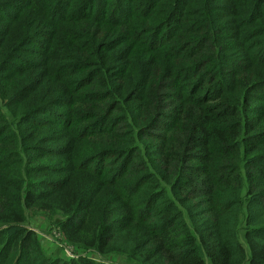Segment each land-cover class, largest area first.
<instances>
[{
    "label": "trees",
    "instance_id": "trees-1",
    "mask_svg": "<svg viewBox=\"0 0 264 264\" xmlns=\"http://www.w3.org/2000/svg\"><path fill=\"white\" fill-rule=\"evenodd\" d=\"M32 207L133 264H264V0H0V264L49 263Z\"/></svg>",
    "mask_w": 264,
    "mask_h": 264
},
{
    "label": "rangeland",
    "instance_id": "rangeland-1",
    "mask_svg": "<svg viewBox=\"0 0 264 264\" xmlns=\"http://www.w3.org/2000/svg\"><path fill=\"white\" fill-rule=\"evenodd\" d=\"M47 117H49V114H47ZM25 216L24 226L36 233L41 255L43 256L42 259L48 261V264L70 262L82 257L90 258L101 264H133L125 257L115 255L116 253L103 256L94 250H86L70 244L65 239L61 227L56 223L57 215L53 213L32 207L26 209Z\"/></svg>",
    "mask_w": 264,
    "mask_h": 264
}]
</instances>
